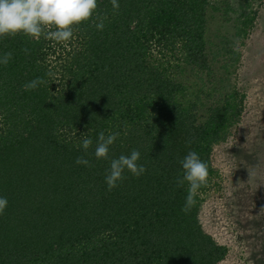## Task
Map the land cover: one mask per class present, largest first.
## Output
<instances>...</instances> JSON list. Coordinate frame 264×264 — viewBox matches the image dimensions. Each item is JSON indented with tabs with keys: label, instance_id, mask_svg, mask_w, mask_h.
Instances as JSON below:
<instances>
[{
	"label": "trees",
	"instance_id": "obj_1",
	"mask_svg": "<svg viewBox=\"0 0 264 264\" xmlns=\"http://www.w3.org/2000/svg\"><path fill=\"white\" fill-rule=\"evenodd\" d=\"M118 3L98 0L93 19L105 17L103 30L83 22L63 44L0 37V56L12 53L0 64V197L8 200L0 264H218L229 255L199 216L217 175L214 147L245 100L237 88L224 91L213 64L222 55L228 69L240 52L208 46L211 0ZM37 77L44 83L24 91ZM101 131L119 132L109 159L137 149L147 171L126 170L109 191V160L94 155ZM84 137L93 140L87 154ZM190 150L209 175L185 213L187 183L176 179ZM79 156L92 166L78 165Z\"/></svg>",
	"mask_w": 264,
	"mask_h": 264
},
{
	"label": "rangeland",
	"instance_id": "obj_2",
	"mask_svg": "<svg viewBox=\"0 0 264 264\" xmlns=\"http://www.w3.org/2000/svg\"><path fill=\"white\" fill-rule=\"evenodd\" d=\"M211 2L208 46L213 50L226 45L240 52V59L228 69L220 55L213 64L216 76L226 78L220 83L224 91L237 88L245 100L239 122L214 147L217 175L203 195L200 222L230 249L218 264H264V192L255 185L260 180L264 186V0ZM248 13L254 19L246 27Z\"/></svg>",
	"mask_w": 264,
	"mask_h": 264
},
{
	"label": "clouds",
	"instance_id": "obj_3",
	"mask_svg": "<svg viewBox=\"0 0 264 264\" xmlns=\"http://www.w3.org/2000/svg\"><path fill=\"white\" fill-rule=\"evenodd\" d=\"M113 8L118 9V0H110ZM98 7V0H0V37H15L23 34L35 40L43 36L56 43H66L73 37V27L83 22L92 20L93 26L103 30L104 19L94 13ZM27 53L28 49H24ZM12 58V53L7 52L0 56V64L7 65ZM40 77L22 85L24 91H31L43 84ZM119 132L105 135L103 131L98 134L94 155L97 159L109 160V168L105 175V183L109 191L118 186V182L126 177L127 170L135 177H140L147 171L144 164H139L141 153L133 149L130 154H121L118 158L109 159V148L116 141ZM189 144L192 141H188ZM93 140L84 137L78 147L85 154L92 146ZM91 167V163L84 156L77 157L75 161ZM183 169L182 177H177L176 186L183 187L187 183L185 202L182 211L188 213L196 204L199 190L206 186L209 175L208 165L201 160L195 151H189L179 161ZM8 205L6 197H0V214H3Z\"/></svg>",
	"mask_w": 264,
	"mask_h": 264
}]
</instances>
